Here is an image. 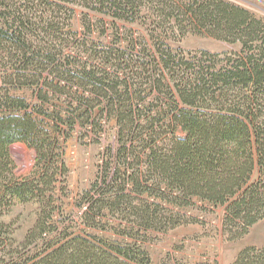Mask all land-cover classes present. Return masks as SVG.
<instances>
[{
    "label": "trees",
    "instance_id": "trees-1",
    "mask_svg": "<svg viewBox=\"0 0 264 264\" xmlns=\"http://www.w3.org/2000/svg\"><path fill=\"white\" fill-rule=\"evenodd\" d=\"M78 5L122 21L140 16L147 5L165 20L180 12L200 30L241 49L187 57L146 47L152 58L141 64V85L135 84L137 64L124 59V49L76 45ZM0 6L3 84L35 88L43 102L42 111L35 109L43 116L39 119L25 99L12 96L9 88L0 92V218L17 202L40 205L23 249L55 230L50 221L57 212L59 182L69 172L59 136L70 137L78 127L99 133L105 117L115 119L117 128L103 172L85 193L82 220L125 239L67 237L22 264H151L139 233L202 222L185 209L225 207L223 228L234 240L264 218L260 19L225 0H0ZM84 26L92 35L89 14ZM153 94L158 103L134 102ZM62 98L65 104L56 103ZM14 143L36 152L28 176L16 174ZM258 166L261 176L254 181ZM104 216L121 223L103 224ZM10 227L0 221L2 233ZM233 264H264V248L244 249Z\"/></svg>",
    "mask_w": 264,
    "mask_h": 264
},
{
    "label": "rangeland",
    "instance_id": "rangeland-1",
    "mask_svg": "<svg viewBox=\"0 0 264 264\" xmlns=\"http://www.w3.org/2000/svg\"><path fill=\"white\" fill-rule=\"evenodd\" d=\"M11 1L14 3L18 0ZM225 1L247 9L264 24V0ZM75 10L73 29L79 32V41L76 45L83 50L92 47L97 51L103 47L124 49L126 51L124 59L128 63H131L133 59L137 64L135 84H140L138 74L141 73V64L152 58L150 51L149 55L145 52L146 47L151 46L156 50L161 49V51L171 50L174 54L187 57L199 56L202 51L223 53L236 52L241 49L239 44L217 39L209 35L206 30H200L188 20L185 14L180 12H175L173 19L165 20L164 16H160L159 12L151 5L144 7L140 16L127 21L118 20L109 14L90 11L83 5L76 6ZM86 14H89L91 19L92 35L88 34V30L84 26ZM0 26L4 27L1 17ZM132 65L134 64L132 63ZM123 67L128 66L124 64ZM3 78V70H0V92H5V89L9 88L3 84ZM9 89L12 96L25 99L36 117L43 119V116L35 110L36 108L43 110L41 107L43 102L37 98L35 88ZM141 96L145 98L146 93L142 91ZM157 96L159 95L153 94L147 100L135 98L134 102L141 105L149 104L150 101L158 103ZM64 101L62 98L60 101L56 100V103L65 104ZM56 109L59 110L61 107L58 106ZM116 131V120L105 117L103 131L99 133L89 132L86 128L78 127V130L70 137H66V134L59 136L62 158L68 165L69 172L59 182L61 189L57 194V212L54 219L50 221L51 227H55V230L33 246L23 249L22 243L25 241L26 234L38 219L40 205L36 202L26 204L17 202L0 218L2 223L11 224L8 231L3 233L0 231V241H2L0 264H22L27 259L41 253L46 245L64 241L67 237L90 238L96 235L111 240L125 239L112 230L86 226L82 220L85 207L81 205L85 193L101 176L102 168L109 158V149L116 145ZM10 151L16 164V174L20 177L30 175L36 164L34 149L23 143H14L11 145ZM259 169L258 166L253 176L254 181L261 176ZM199 206H202L201 203ZM208 209V211H202L200 207H196L183 211L185 214L197 217L202 222L178 226L166 232H140V239L137 242L148 253L151 264H233L244 249L251 246L264 248V218L253 225L244 237L234 240L223 228L226 208L208 206ZM102 221L103 224L107 221L114 225L121 223L120 220L109 216H104ZM125 225L134 227L132 223ZM127 241L134 242L131 239Z\"/></svg>",
    "mask_w": 264,
    "mask_h": 264
}]
</instances>
